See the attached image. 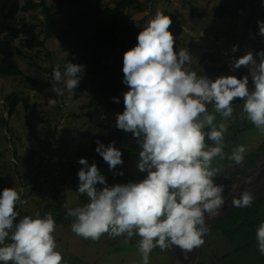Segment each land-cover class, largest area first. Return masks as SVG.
Returning a JSON list of instances; mask_svg holds the SVG:
<instances>
[{"label": "clouds", "instance_id": "9594fccd", "mask_svg": "<svg viewBox=\"0 0 264 264\" xmlns=\"http://www.w3.org/2000/svg\"><path fill=\"white\" fill-rule=\"evenodd\" d=\"M172 23L170 16L157 11L138 33L136 45L123 55L122 83L128 90L122 93L124 110L116 114L115 128L132 135L140 148L137 168L146 176L139 182L108 185L95 161L89 164L82 157L77 161L81 166L77 192L89 202L75 208L65 205L67 216L75 217L71 231L85 240L95 242L107 234L124 236L128 243L134 236L140 237L137 248L142 264H150V253L157 247L164 251L176 246L190 252L201 246L207 231L206 215H218L225 204L224 186L213 179L219 169L213 168L212 162L226 155L228 127L215 124L214 113L231 119L233 101L243 100L246 118L264 133V50L236 58L239 46L231 49L230 69L249 68L251 89L249 75L214 80L205 74L198 76L186 68L194 59L188 49L175 47ZM256 23L257 35L264 38V20ZM85 73V65L67 62L63 73L54 68L52 75L74 93ZM54 91L58 96L64 94L61 88ZM112 102L119 104V97H113ZM55 104L49 97L48 105ZM208 104L214 105V113L208 111ZM96 144L95 151L110 172L123 165L115 140L107 145L97 140ZM246 151L245 145H239L227 158L243 164ZM117 174L124 175L122 171ZM23 191L15 187L0 191V264H66L57 250L51 211L43 217L37 211L18 219L17 205L27 203L21 198ZM253 201L254 196L245 191L232 203L248 207ZM256 241L264 255V222L256 231Z\"/></svg>", "mask_w": 264, "mask_h": 264}, {"label": "rangeland", "instance_id": "374dc122", "mask_svg": "<svg viewBox=\"0 0 264 264\" xmlns=\"http://www.w3.org/2000/svg\"><path fill=\"white\" fill-rule=\"evenodd\" d=\"M239 1L141 0V9L128 8L123 11L122 18L138 29L145 26L157 11L164 12L173 21L170 31L176 36V49L187 48L194 58L186 68L195 70L198 76L205 74L213 80L227 75L241 78L249 75V68L231 71V49L233 45L239 46L234 54L236 58L249 51L255 55L264 50V38L257 35L259 30L256 23L264 20V3L262 0H247L245 11L234 21L227 17L216 18L212 14L214 5H233ZM112 4L113 0H109L102 5ZM18 18L24 20L26 29L34 38L20 35L13 41L19 50L16 61L20 74L0 80V191L6 187L24 189L22 199L27 203L17 205L18 219L26 215L34 216L37 211L41 217L51 211L55 219L66 204L75 208L89 202L86 195L77 192L79 181L63 192L59 189L57 195H64V200L54 196L55 189L60 186L53 184L54 179H59L55 170L58 172L62 165H79L77 161L82 157L92 161L90 155H98L95 151L96 141L101 137L97 127L99 123L111 126L112 121L107 119V114L96 111L91 97L74 99L65 84L53 78L54 68H59L63 73L67 62H77L73 53L62 47L60 39L44 40V17L41 11L20 13ZM38 43H42V46ZM248 78L251 89V75ZM56 88L63 89L64 94L56 95ZM15 93L21 102L16 114L9 118L3 107L4 98ZM49 97L56 100L54 107L48 105ZM243 104L244 101L240 99L233 101L231 119H223L214 113L213 104L207 105L208 111L216 115L214 123H225L228 127L224 137L227 157L239 145H245L247 151L240 165L230 159L225 162L220 157L212 162V167L219 169L213 179L214 183L224 186L225 204L218 215H206L207 231L202 237L204 243L190 252L176 246L164 251L159 247L154 248L149 256L150 264H174V249L178 254L180 252L182 260L179 264H264V255L259 253L256 241V231L260 223L264 222V203L254 207L250 213L243 211L250 206L234 207L232 203L245 191L254 196L252 205L264 198V133L246 118ZM3 120L7 121L6 127L2 125ZM206 141L214 146V142L207 138ZM115 147L122 151L123 165L110 172L107 163L102 160L99 167L108 185L144 179L146 173H141L137 168L140 148L132 135L117 141ZM252 158L254 162H250ZM72 169L68 171L72 175L69 178L76 175ZM46 170L52 173L51 179L46 181V178L40 177L41 188L37 192H30L31 179L38 171ZM121 171L123 176L117 174ZM57 203L64 205L59 212L55 210ZM231 215L234 216L229 217ZM74 220L75 217H70L66 227L56 226L54 233L57 250L62 253L66 264H142L137 248L140 237L134 236L128 243L124 242V236L111 237L107 234L95 242L85 240L71 231Z\"/></svg>", "mask_w": 264, "mask_h": 264}, {"label": "trees", "instance_id": "16d2710c", "mask_svg": "<svg viewBox=\"0 0 264 264\" xmlns=\"http://www.w3.org/2000/svg\"><path fill=\"white\" fill-rule=\"evenodd\" d=\"M106 1L109 0H0V80L20 74L16 61L19 50L14 46L13 41L20 35L34 38V35L26 29L24 20H19V14L40 10L44 17V40L60 39L62 47L73 53L77 64L86 66V73L73 95L74 99H80L83 96L91 97L96 111L107 114V119L112 121L111 126L99 123L97 127L101 134L100 141L105 145L110 141L117 142L131 135L115 128L116 114L124 110L122 93L128 90L122 83L123 55L136 45L137 35L144 27L135 29L122 18L123 11L128 8L141 9V0H113L112 6H103L102 4ZM246 6L247 0H240L233 5L218 4L213 6L212 14L216 18L227 17L234 21L240 18ZM244 22L248 25L247 20ZM38 44L42 46V43ZM113 97H119L120 103H113ZM20 102L21 99L17 93L4 98L3 107L9 118L16 114ZM2 125L6 127L7 121L3 120ZM224 152L226 154L225 149ZM226 157L227 154L224 159L228 162ZM90 159L92 161L89 164L95 161L98 167L102 165L103 159L99 155L92 153ZM250 162H254V158ZM78 166L72 163L67 167L62 165L60 172L55 170L54 173H58L59 179L58 181L54 179L53 184H60V186L55 189L54 196L64 200V195H57L59 189L63 192L65 188L77 183ZM69 169L76 174L73 178H69L72 176L68 174ZM51 175L52 173L47 170L38 171L31 179L33 186L29 188V191L37 192L41 188L40 177L46 178L47 181L51 179ZM60 202L58 200V203ZM58 203L55 207L57 212L64 206ZM263 203L264 198L243 211L250 213L254 207L262 206ZM55 221L56 226L63 227L70 223L67 208L56 216Z\"/></svg>", "mask_w": 264, "mask_h": 264}, {"label": "water", "instance_id": "95a60500", "mask_svg": "<svg viewBox=\"0 0 264 264\" xmlns=\"http://www.w3.org/2000/svg\"><path fill=\"white\" fill-rule=\"evenodd\" d=\"M175 252V262L174 264H179V261L181 259V257L179 256V254L177 253V251L174 249Z\"/></svg>", "mask_w": 264, "mask_h": 264}, {"label": "built area", "instance_id": "2783aa9c", "mask_svg": "<svg viewBox=\"0 0 264 264\" xmlns=\"http://www.w3.org/2000/svg\"><path fill=\"white\" fill-rule=\"evenodd\" d=\"M32 186H33V185H30L29 188H31ZM22 196H23V193L21 194V198H22Z\"/></svg>", "mask_w": 264, "mask_h": 264}, {"label": "bare ground", "instance_id": "6f19581e", "mask_svg": "<svg viewBox=\"0 0 264 264\" xmlns=\"http://www.w3.org/2000/svg\"><path fill=\"white\" fill-rule=\"evenodd\" d=\"M179 256L181 257L180 252H179ZM181 260H182V259H180V261H181ZM180 261H179V262H180Z\"/></svg>", "mask_w": 264, "mask_h": 264}, {"label": "flooded vegetation", "instance_id": "af4514ba", "mask_svg": "<svg viewBox=\"0 0 264 264\" xmlns=\"http://www.w3.org/2000/svg\"><path fill=\"white\" fill-rule=\"evenodd\" d=\"M264 190V189H263Z\"/></svg>", "mask_w": 264, "mask_h": 264}]
</instances>
